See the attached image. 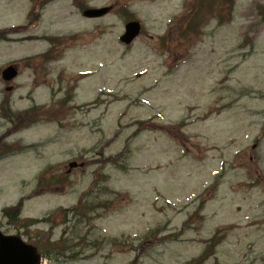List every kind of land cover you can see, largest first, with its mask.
I'll use <instances>...</instances> for the list:
<instances>
[{
	"label": "rangeland",
	"instance_id": "1",
	"mask_svg": "<svg viewBox=\"0 0 264 264\" xmlns=\"http://www.w3.org/2000/svg\"><path fill=\"white\" fill-rule=\"evenodd\" d=\"M87 4L108 13L86 19ZM193 4L56 0L32 23L29 0H0V69L19 70L0 75V210L28 198L0 230L45 250L62 238L42 264H186L225 227L195 264H264V0H212L204 21ZM127 17L142 25L128 46ZM42 35L73 37L22 65L49 48ZM92 187L85 202L112 199L102 217L61 212Z\"/></svg>",
	"mask_w": 264,
	"mask_h": 264
},
{
	"label": "water",
	"instance_id": "2",
	"mask_svg": "<svg viewBox=\"0 0 264 264\" xmlns=\"http://www.w3.org/2000/svg\"><path fill=\"white\" fill-rule=\"evenodd\" d=\"M105 12L106 9L90 10L86 12V15L100 16ZM126 29V33L121 39L129 43L137 35L139 24L137 22L130 23ZM16 74L17 71L13 66L2 71V77L5 80H11ZM0 264H40V255L35 247L25 244L20 238L4 236L0 233Z\"/></svg>",
	"mask_w": 264,
	"mask_h": 264
},
{
	"label": "trees",
	"instance_id": "3",
	"mask_svg": "<svg viewBox=\"0 0 264 264\" xmlns=\"http://www.w3.org/2000/svg\"><path fill=\"white\" fill-rule=\"evenodd\" d=\"M211 1L212 0H195L194 4L190 8L189 14H191V15L193 14L194 17L198 18L200 21H203V20L207 19L209 17L208 14H211V11L209 10V6L208 5L205 6L204 4H207V3L209 4V2H211ZM198 3H199V5H198ZM226 6H227V10L230 13V10H231L230 9L231 8L230 5L223 4V3L220 4L221 9H225ZM218 15H219L218 20L221 22L222 21V17L220 15V13H218ZM97 206H99V205L97 204ZM91 208L92 207L90 206V209ZM12 211H14V209H6L5 211H3V213L6 214V215H12L13 216L14 213H11ZM216 242H218V241L215 240V239H212L209 242V244H211V245L207 248V251L202 254V256L199 258L198 262H200L201 260L205 259L208 255H211V254L214 253L213 249H214V246H215ZM51 245L52 246L50 247V249L46 251L47 254H49V253L53 252L55 249H57L56 248L57 244L56 245L51 244ZM44 257H46V256H44Z\"/></svg>",
	"mask_w": 264,
	"mask_h": 264
}]
</instances>
